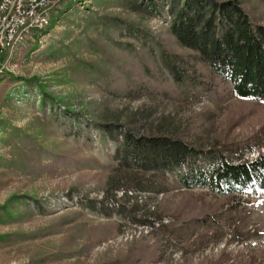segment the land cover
Segmentation results:
<instances>
[{
  "label": "rangeland",
  "instance_id": "1",
  "mask_svg": "<svg viewBox=\"0 0 264 264\" xmlns=\"http://www.w3.org/2000/svg\"><path fill=\"white\" fill-rule=\"evenodd\" d=\"M240 2L264 24V0ZM136 3L61 0L1 55L0 264H264V194L217 196L167 173L164 192L105 197L117 160L95 122L203 145L264 132V102L191 56L189 74L211 83L173 82L162 52L190 50Z\"/></svg>",
  "mask_w": 264,
  "mask_h": 264
},
{
  "label": "trees",
  "instance_id": "2",
  "mask_svg": "<svg viewBox=\"0 0 264 264\" xmlns=\"http://www.w3.org/2000/svg\"><path fill=\"white\" fill-rule=\"evenodd\" d=\"M136 5L150 14L167 16L171 34L190 50L186 56L162 52L163 67L174 83H211L200 78L207 75L200 69L189 74L185 63L190 64L191 56L211 78L228 83L235 96L264 102V24L253 21L240 0H138ZM42 95L47 96L45 92ZM94 125L115 145L117 164L105 197L115 200L118 189L125 193L131 189L164 192L167 173L174 174L185 189L206 187L217 196L264 194V151L244 158L245 152L264 145V132L240 140H210L203 145L179 135L137 133L124 124ZM124 205L118 209L124 210ZM204 214L213 218L211 212Z\"/></svg>",
  "mask_w": 264,
  "mask_h": 264
},
{
  "label": "built area",
  "instance_id": "3",
  "mask_svg": "<svg viewBox=\"0 0 264 264\" xmlns=\"http://www.w3.org/2000/svg\"><path fill=\"white\" fill-rule=\"evenodd\" d=\"M60 1L0 0V57L5 50L20 44L33 28L46 26Z\"/></svg>",
  "mask_w": 264,
  "mask_h": 264
}]
</instances>
